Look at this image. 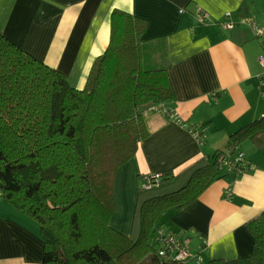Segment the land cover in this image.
I'll use <instances>...</instances> for the list:
<instances>
[{"label": "crops", "instance_id": "crops-1", "mask_svg": "<svg viewBox=\"0 0 264 264\" xmlns=\"http://www.w3.org/2000/svg\"><path fill=\"white\" fill-rule=\"evenodd\" d=\"M119 10L147 21L141 42L164 52L161 64L175 95L167 105L182 122L160 110L145 112L146 135L117 171L115 227L133 229L145 175L191 165L184 184L235 143L249 167L238 173L224 166L228 179L219 178L182 208H169L162 224L185 241L189 260L208 264L250 254L247 223L264 210V46L243 20L264 28V0H0V33L82 89L110 45ZM205 13L208 21L201 22ZM229 19L238 24L226 28ZM245 128L252 130L243 134ZM238 131L242 138L233 139ZM43 259L41 226L17 211L0 187V264Z\"/></svg>", "mask_w": 264, "mask_h": 264}, {"label": "trees", "instance_id": "trees-1", "mask_svg": "<svg viewBox=\"0 0 264 264\" xmlns=\"http://www.w3.org/2000/svg\"><path fill=\"white\" fill-rule=\"evenodd\" d=\"M112 26L110 45L82 89L0 33L1 192L41 226L44 264H184L160 240L163 228L157 222L223 177L219 163L225 152L217 151L215 160L189 174L184 184L191 165L166 171L158 185L141 188L139 202L147 201L146 192L151 197L137 208L132 234L105 223L116 206L108 191V159L127 153L117 168L134 156L146 135L145 112L175 96L161 64L164 52L141 42L147 21L119 10ZM151 53L159 68L145 67ZM247 228L253 236L250 254L208 264H264V210Z\"/></svg>", "mask_w": 264, "mask_h": 264}, {"label": "built area", "instance_id": "built-area-1", "mask_svg": "<svg viewBox=\"0 0 264 264\" xmlns=\"http://www.w3.org/2000/svg\"><path fill=\"white\" fill-rule=\"evenodd\" d=\"M208 13H205L200 18L201 22H207L208 20ZM231 14L228 12L227 17H230ZM246 24L251 26L253 32L255 33L256 37L261 41L264 46V28L260 26L255 20L246 18L243 20ZM238 22H234L233 20H228L224 22L226 28H234ZM260 63L264 66V54L260 55L259 57ZM261 87L264 88V74L261 76ZM153 110H160L167 114L172 119L182 122V118L178 112L173 111L167 104L163 103L159 106H155ZM191 131L198 136V131L196 128H191ZM234 152H237L235 155ZM221 166L229 167L231 170H236L238 173L243 172L245 169L249 167V165L245 161L244 153L238 152L236 144H231L229 150L225 153V156L220 161ZM162 178V173H155L151 175H145L143 177L144 182L142 187L144 189H150L154 185H158ZM160 240L165 242V244L170 248L172 251H176V258L182 261H185L189 257H191V252L189 249L181 242L180 238L171 232H166L165 230L161 229L158 231ZM165 250H162L161 253L163 254Z\"/></svg>", "mask_w": 264, "mask_h": 264}, {"label": "rangeland", "instance_id": "rangeland-1", "mask_svg": "<svg viewBox=\"0 0 264 264\" xmlns=\"http://www.w3.org/2000/svg\"><path fill=\"white\" fill-rule=\"evenodd\" d=\"M159 59V58H158ZM158 59H155V58H153L152 57V53H151V59H146V62H145V67L148 69V68H151V69H154V68H159L160 66V60H158ZM226 148V147H225ZM224 149V148H223ZM224 151L225 150H223V151H221L222 153H224ZM220 152V153H221ZM237 152H234V154L233 155H235ZM127 153H121V154H115L114 156H112V157H110L109 159H108V161H109V166H108V168L110 167V171H109V185H108V191H110L111 189H112V191H113V194L115 195V201H116V197H117V193H116V187H115V181H116V176H117V171H118V169L120 168V166L119 167H117L116 168V166L118 165L117 163H120V162H122L126 157H127V155H126ZM223 155V154H222ZM215 159H213L212 161H214ZM114 168H115V170H114ZM219 175H223L224 177L223 178H226L227 177V179H228V175L229 174H227V168L226 167H222L221 166V163H219ZM143 188V187H142ZM139 191H140V189H139ZM149 197H151V192H146L145 194H144V198H145V200H147V201H144V202H141L140 203V205H138V202H137V205H136V208L137 207H139V206H144V207H146L145 206V204H146V202H147V204L149 203V200H148V198ZM138 201H139V198H138ZM145 203V204H144ZM119 210V209H118ZM118 213V211H117V209H116V206H115V209H114V211H113V213L110 215V217L107 219V218H104V221H105V223L106 224H108V226L110 225L115 231H117V232H120L121 234L123 233L124 235H130V234H132L133 233V229H126V227L125 226H123V225H120V227H115V221L113 220L114 219V217L116 216V214ZM128 213V212H127ZM134 214H136V212L134 213ZM118 215H119V213H118ZM126 216H127V218H128V216H129V213L128 214H126ZM163 217V216H162ZM160 218V220L157 222V224L159 225V226H161V227H163V229L165 230V231H167L168 230V226H166V225H163L162 224V222H164V218ZM113 218V219H112ZM134 219H135V217H134ZM111 221H112V223H111ZM111 229V228H110ZM123 230H126V231H128V233H126V232H122ZM114 235V234H113ZM100 240L102 241H106V238L104 237V238H102V236H100ZM108 242H109V240H108V238H107V244H108ZM106 243V242H105ZM199 261V259H198V257H195V259L194 260H189L188 259V261L187 260H185L184 262H193L194 264H207V261L206 260H203V261H200V262H198ZM188 264V263H187Z\"/></svg>", "mask_w": 264, "mask_h": 264}]
</instances>
